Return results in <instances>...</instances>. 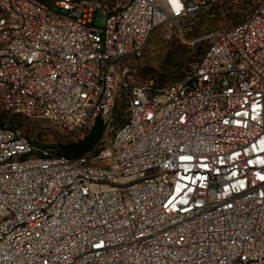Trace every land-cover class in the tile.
<instances>
[{
  "label": "built area",
  "instance_id": "2783aa9c",
  "mask_svg": "<svg viewBox=\"0 0 264 264\" xmlns=\"http://www.w3.org/2000/svg\"><path fill=\"white\" fill-rule=\"evenodd\" d=\"M235 1L185 78L130 83L158 28ZM0 105L105 128L70 158L0 126V264H264V0H0Z\"/></svg>",
  "mask_w": 264,
  "mask_h": 264
},
{
  "label": "trees",
  "instance_id": "16d2710c",
  "mask_svg": "<svg viewBox=\"0 0 264 264\" xmlns=\"http://www.w3.org/2000/svg\"><path fill=\"white\" fill-rule=\"evenodd\" d=\"M103 2V0H100ZM110 1V0H105ZM114 2V0H111ZM105 3V2H104ZM227 3H231L230 5H226ZM221 5H215L209 14L216 15L218 14L221 16L224 14L223 18L225 20H233L231 24L228 25H235L239 22H242L246 19L247 15L244 14L241 9L248 8L251 6L250 1H235V2H227ZM225 7V10H221L220 8ZM242 13V14H241ZM196 30L192 33L191 37H199L202 33L199 31V27L196 26ZM153 35V34H152ZM151 35V36H152ZM151 38V37H150ZM149 38V40H150ZM148 40V42H149ZM147 42V45H148ZM169 48L168 55L163 62H169L167 66H164V69L161 73L157 72L156 76L149 70H146L145 73L141 74L142 78L150 77L151 80H154L155 84L153 83H146L152 84L154 87L163 88L169 86L173 83H176L187 76L190 70L196 65L203 57L208 45L205 44L204 41H197L193 45L184 44L180 40L174 38L172 42H168ZM147 45L144 50L142 57L140 58H131L128 62H140L147 50ZM129 67V66H128ZM128 76L130 83L135 85H143V84H133ZM155 77V78H154ZM0 107L3 110H0V126L7 123L11 127L21 130L24 127V119L22 115L15 114L13 112L5 110L1 105ZM118 112H119V123L123 122V113L121 108L120 101L118 102ZM25 118V117H24ZM22 132V130H21ZM23 133V132H22ZM27 138H29L32 142L40 144L42 146H50L45 144L44 142L40 141V138H32L28 134L23 133ZM105 136V128L101 121H98L96 127L86 136L84 139L80 140H69L64 143L59 144L58 146H52L59 150L60 154H63L70 158H79L89 154L96 152L102 144V140Z\"/></svg>",
  "mask_w": 264,
  "mask_h": 264
},
{
  "label": "rangeland",
  "instance_id": "374dc122",
  "mask_svg": "<svg viewBox=\"0 0 264 264\" xmlns=\"http://www.w3.org/2000/svg\"><path fill=\"white\" fill-rule=\"evenodd\" d=\"M106 4L115 7V6H125L129 0H111L105 1ZM227 3L226 5H230ZM212 9V8H211ZM211 9L201 13L199 16L193 20L180 24V25H168L161 28H158L153 35L151 36L147 50L143 59L140 62H127L126 66H129V75L130 80L133 84H146L153 83L154 80H151L150 77L142 78L141 74L145 73L146 70H149L156 76L157 72L161 73L164 69V66H167L169 62H163L168 55L169 43L172 42L174 38L180 40L184 44L193 45L197 41H204L205 44L209 43V35L218 29L221 26L231 24L232 20H225L223 17L224 14L219 16L209 14ZM222 11L225 10V7L220 8ZM242 14V13H241ZM245 14V13H244ZM95 25L99 28H103L106 23V16L100 14L96 20ZM196 26L199 27L200 33L199 37H191L192 33L196 30ZM182 32V33H180ZM155 78V77H154ZM0 110H3L0 107ZM24 127L21 128L22 132L28 134L32 138H40L41 142L48 144L50 146H58L61 143H64L69 140H78V135L75 132H71L67 129L61 128L56 125L54 122L48 119H30L24 118Z\"/></svg>",
  "mask_w": 264,
  "mask_h": 264
}]
</instances>
